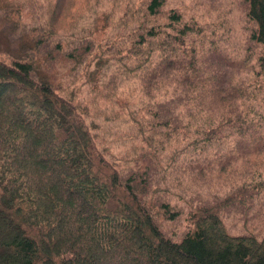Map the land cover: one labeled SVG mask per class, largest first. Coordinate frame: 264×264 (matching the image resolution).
Masks as SVG:
<instances>
[{
	"label": "trees",
	"instance_id": "16d2710c",
	"mask_svg": "<svg viewBox=\"0 0 264 264\" xmlns=\"http://www.w3.org/2000/svg\"><path fill=\"white\" fill-rule=\"evenodd\" d=\"M165 1L147 0L146 19L131 12L125 21L126 26L137 25L131 31L134 38L113 54L121 64L124 53L134 61L129 67L133 75L142 70L147 76V70L160 68L156 64L164 60L182 68L192 62L184 49L194 28L181 23V14L173 11L166 15V26L156 24ZM247 1L248 16L257 24L252 37L264 52V0ZM118 42L116 38L110 45ZM151 58L154 65L148 63ZM35 71L31 59L0 57V264H264V237L232 235L220 215L234 197L242 196L243 179L221 202L192 207V228L180 241L173 240L159 228L143 194L150 183L124 178L98 148L75 94H63ZM180 75L184 84L177 89L188 107L179 110L180 122L175 117L146 120L141 109L120 105L128 107L130 121L142 134L149 132L146 138L157 132L164 142L171 139V128L183 134L187 140L175 149L174 160L186 150L199 171L202 162L222 165L226 144L236 146L238 155L245 149L253 154L264 149V135L251 131V126L264 130L254 127L255 119L216 118L212 112L220 96L198 81L193 87L201 94L191 97V77L182 71ZM163 208L174 218L179 214L169 203Z\"/></svg>",
	"mask_w": 264,
	"mask_h": 264
},
{
	"label": "rangeland",
	"instance_id": "374dc122",
	"mask_svg": "<svg viewBox=\"0 0 264 264\" xmlns=\"http://www.w3.org/2000/svg\"><path fill=\"white\" fill-rule=\"evenodd\" d=\"M146 2L0 0V57L31 59L34 73L49 79L63 94H75V100L86 111L100 151L119 168L124 178L139 177L150 183L143 194L165 235L180 241L193 226L192 207L221 202L240 188L243 179L242 196L234 197L220 215L232 235L253 234L261 239L264 237V149L255 154L245 149L238 155L236 146L226 144L222 149V165L208 167L202 162L199 171L190 162L192 156L186 150L174 160L175 149L187 140L183 141V134L179 136L171 128L173 134L169 140L163 142V136L157 132L146 138L144 135L149 132L142 134L130 121L129 114V109H141L140 115L146 120H158V116L172 120L175 117L174 122H180L179 110L188 109L182 105L185 100L177 89L184 84L182 71L191 77V97L201 94V90L193 87L198 81L220 96L213 107V116L251 117L255 119V128L264 129L260 128L264 124L261 119L264 117V52L262 44L252 37L257 24L248 16V1L166 0L162 14L154 19L156 24L166 26V15L176 11L182 16L181 23L194 28L184 49V56L192 61L188 66L192 67L182 68L164 60L161 64L157 62L160 68L147 70L151 72L147 76L142 70L133 75L129 67L134 61L124 53L125 64H121L113 52L134 38L131 31L137 25L126 26L125 21L131 12L146 19ZM148 19L153 21V17ZM116 38L119 42L112 47L110 43ZM126 53L131 55L128 49ZM95 54L98 56L89 67V60ZM136 63L144 64L142 60ZM148 63L154 65L155 61L151 58ZM168 73L172 75L170 78ZM123 102L130 105L129 109L120 106ZM249 108H253L252 112L247 111ZM251 128L254 134L264 135V130ZM230 154L235 159H230ZM243 158L251 160L247 162ZM164 203L170 204L171 211H178V216L167 214Z\"/></svg>",
	"mask_w": 264,
	"mask_h": 264
}]
</instances>
